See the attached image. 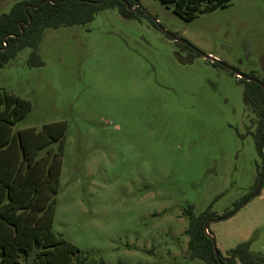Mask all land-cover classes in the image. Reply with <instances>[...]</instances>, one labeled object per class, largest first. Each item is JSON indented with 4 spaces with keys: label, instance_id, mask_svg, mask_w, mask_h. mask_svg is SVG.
I'll list each match as a JSON object with an SVG mask.
<instances>
[{
    "label": "rangeland",
    "instance_id": "obj_1",
    "mask_svg": "<svg viewBox=\"0 0 264 264\" xmlns=\"http://www.w3.org/2000/svg\"><path fill=\"white\" fill-rule=\"evenodd\" d=\"M23 1L0 0V16ZM139 4L135 18L104 8L86 25L46 29L43 66L29 67L25 48L0 70V91L32 103L15 131L66 125L53 231L105 264H205L188 256L192 207L215 217L223 256L250 240L264 254V187L251 199L257 118L237 75L264 79V0L192 21Z\"/></svg>",
    "mask_w": 264,
    "mask_h": 264
},
{
    "label": "trees",
    "instance_id": "obj_2",
    "mask_svg": "<svg viewBox=\"0 0 264 264\" xmlns=\"http://www.w3.org/2000/svg\"><path fill=\"white\" fill-rule=\"evenodd\" d=\"M158 1L183 20L192 21L200 14L227 7L232 0ZM96 2L102 4L95 5ZM114 7L124 18L131 19L136 17L140 4L139 0H25L16 4L10 13L0 16V70L25 48L32 49L27 65L43 66L38 47L46 29L86 25L100 10ZM261 82L264 84V79ZM243 100L257 118L253 135L262 164L257 167L256 190L264 178V91L259 84L245 82ZM31 110L30 101L0 91V264H23L34 251L37 264H105L83 258L80 248L53 231L66 125L60 122L45 125L40 131H15L16 123ZM263 187L264 182L257 196ZM186 215L190 259L205 264H264V254L250 251L253 240L239 244L226 256L219 252L218 260L215 240L204 230L205 224L215 219L213 214L208 210L195 217L191 207ZM209 234L212 236L210 230Z\"/></svg>",
    "mask_w": 264,
    "mask_h": 264
},
{
    "label": "water",
    "instance_id": "obj_3",
    "mask_svg": "<svg viewBox=\"0 0 264 264\" xmlns=\"http://www.w3.org/2000/svg\"><path fill=\"white\" fill-rule=\"evenodd\" d=\"M94 4H95V5H101L102 2H96V3H94ZM205 57H206V59L212 61V58H210L209 56H205ZM237 75L240 76L241 79H247L248 81H254V82H256L257 84H259V85L261 86L262 90L264 91V84H263L262 82H260L259 80H256V79H253V78H248V77H246V76H244V75H241V74H237ZM263 182H264V178L262 179V181H261V182L259 183V185L257 186V188H256L255 192L253 193L251 199H253V198H255V197L257 196V194H258V192H259V190H260V188H261ZM209 226H210V222H207V223L205 224V226H204V230H205L206 234L208 235V237L211 238V239H213V237L209 234V231H208ZM214 253H215V255H216V258H217L218 260H220V257H219L220 254H219V251H218V249H217V247H216V243H215V242H214ZM220 264H221V263H220Z\"/></svg>",
    "mask_w": 264,
    "mask_h": 264
},
{
    "label": "flooded vegetation",
    "instance_id": "obj_4",
    "mask_svg": "<svg viewBox=\"0 0 264 264\" xmlns=\"http://www.w3.org/2000/svg\"><path fill=\"white\" fill-rule=\"evenodd\" d=\"M253 79H256V80H259L258 78H253ZM263 80V79H262ZM262 80H259L260 82L262 81ZM246 82H254V81H248L247 79H246ZM254 83H256V82H254ZM257 84V83H256Z\"/></svg>",
    "mask_w": 264,
    "mask_h": 264
},
{
    "label": "crops",
    "instance_id": "obj_5",
    "mask_svg": "<svg viewBox=\"0 0 264 264\" xmlns=\"http://www.w3.org/2000/svg\"><path fill=\"white\" fill-rule=\"evenodd\" d=\"M238 264V263H237Z\"/></svg>",
    "mask_w": 264,
    "mask_h": 264
}]
</instances>
